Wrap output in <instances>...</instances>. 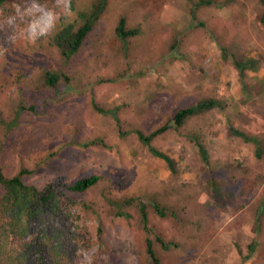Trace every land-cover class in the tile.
<instances>
[{
  "label": "rangeland",
  "instance_id": "374dc122",
  "mask_svg": "<svg viewBox=\"0 0 264 264\" xmlns=\"http://www.w3.org/2000/svg\"><path fill=\"white\" fill-rule=\"evenodd\" d=\"M203 1L108 0L69 60L48 36L61 18H75L73 3L86 9L92 0H11L0 9L5 175L33 171L24 181L38 189L100 177L75 196L77 218L68 225L91 246L76 245L71 264H153L147 238L161 264H264V7L261 0ZM122 17L139 30L126 41L116 36ZM234 59H254L258 67L242 79ZM47 69L65 75L57 86L43 87ZM207 99L225 109L191 117L152 141L175 161L173 174L134 131L149 134ZM231 127L256 139L261 157ZM129 198L130 216H118L111 202ZM156 203L176 217L158 216ZM157 236L177 247L164 250Z\"/></svg>",
  "mask_w": 264,
  "mask_h": 264
},
{
  "label": "trees",
  "instance_id": "16d2710c",
  "mask_svg": "<svg viewBox=\"0 0 264 264\" xmlns=\"http://www.w3.org/2000/svg\"><path fill=\"white\" fill-rule=\"evenodd\" d=\"M11 0H0V9ZM108 0H92L86 9H77L72 4L74 19L61 18L58 27L48 36L50 45L59 49L61 55L69 60L83 45L84 41L92 30L97 26L103 12L106 10ZM200 0V4H204ZM209 3V2H208ZM264 7V0H261ZM261 24L264 26V13L261 17ZM139 34L138 29L126 27V19L122 17L116 29V36L121 41ZM234 64L242 79L249 70L257 69V61L254 59H234ZM63 73L47 69L41 76L43 87H55L64 78ZM67 79V78H66ZM69 81V80H67ZM22 110H24L23 106ZM214 109H225V104L218 99H207L198 102L190 107L178 110L166 125L152 131L149 134L141 130H135L139 141L149 148L154 157L162 159L173 174H177L175 161L167 154L159 151L152 144L157 136L165 133L172 127L180 128L196 115L209 112ZM20 110V111H22ZM32 112H36V106H30ZM15 122L9 123L8 128L14 126ZM5 119L0 110V127L5 125ZM233 135L242 138L246 142L257 145L256 155L261 157L262 151L259 142L248 137L245 133L230 128ZM122 134H125L122 132ZM99 144L103 140H98ZM88 147L89 143L84 144ZM202 160L209 163V155L202 144H198ZM33 171L22 169L14 176L5 175L0 164V187L3 188V195L0 197V264H71L75 254V246H91L90 237H82L68 223L76 220L71 212L75 207V196L83 195L89 189L97 185L99 176L92 175L78 179L73 184H65L60 181H53L43 189L27 184L24 178L31 175ZM135 198L111 202L116 208L118 216L128 218L130 215L126 207L133 204ZM140 214L145 231L151 234L149 229V215L145 203H139ZM155 213L163 218L171 215L176 217L175 210L163 207L159 203L154 205ZM72 223V224H73ZM156 241L162 245L164 250L177 247L174 243H167L163 237L157 236ZM147 253L153 264H161L160 257L154 249V241L147 238Z\"/></svg>",
  "mask_w": 264,
  "mask_h": 264
}]
</instances>
